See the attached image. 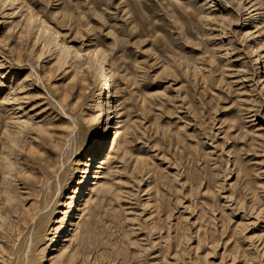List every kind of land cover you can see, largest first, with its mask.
<instances>
[{
    "label": "rangeland",
    "instance_id": "1",
    "mask_svg": "<svg viewBox=\"0 0 264 264\" xmlns=\"http://www.w3.org/2000/svg\"><path fill=\"white\" fill-rule=\"evenodd\" d=\"M0 264H264V0H0Z\"/></svg>",
    "mask_w": 264,
    "mask_h": 264
},
{
    "label": "bare ground",
    "instance_id": "2",
    "mask_svg": "<svg viewBox=\"0 0 264 264\" xmlns=\"http://www.w3.org/2000/svg\"><path fill=\"white\" fill-rule=\"evenodd\" d=\"M107 79H108V78H107ZM106 84H107V83H106ZM106 84H105V85H106ZM108 85H109V84H108ZM107 88H108V87H107ZM101 93H102V92H101ZM104 93H105V92H104ZM104 95H105V94H104ZM106 95H107V94H106ZM103 98H104V97H103ZM110 105H111V104H110ZM109 107H110V106H109ZM113 111H114V110H113ZM113 111H112V112H113ZM115 111H116V110H115ZM116 115H117V114H116ZM114 118H115V117H114Z\"/></svg>",
    "mask_w": 264,
    "mask_h": 264
}]
</instances>
